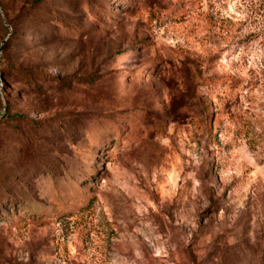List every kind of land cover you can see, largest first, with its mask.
<instances>
[{"label": "rangeland", "instance_id": "374dc122", "mask_svg": "<svg viewBox=\"0 0 264 264\" xmlns=\"http://www.w3.org/2000/svg\"><path fill=\"white\" fill-rule=\"evenodd\" d=\"M264 0H0V264H264Z\"/></svg>", "mask_w": 264, "mask_h": 264}, {"label": "trees", "instance_id": "16d2710c", "mask_svg": "<svg viewBox=\"0 0 264 264\" xmlns=\"http://www.w3.org/2000/svg\"><path fill=\"white\" fill-rule=\"evenodd\" d=\"M259 41H260L262 44H264V34H262V35L260 36Z\"/></svg>", "mask_w": 264, "mask_h": 264}]
</instances>
